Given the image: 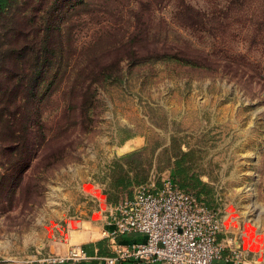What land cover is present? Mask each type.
Wrapping results in <instances>:
<instances>
[{
  "label": "rangeland",
  "instance_id": "obj_1",
  "mask_svg": "<svg viewBox=\"0 0 264 264\" xmlns=\"http://www.w3.org/2000/svg\"><path fill=\"white\" fill-rule=\"evenodd\" d=\"M11 1L0 16V258L39 260L79 244L73 232L92 229L110 206L109 165L137 145L128 162L157 188L170 156L191 149L192 168L211 187L204 201L242 246L264 254V0H149L143 21L159 41L185 43L215 63L123 60L119 80L105 82L90 59L116 61V52L100 51L132 30L137 1L146 0L105 14L117 27L94 44L96 20L83 4L59 0L49 17L42 3L31 23L42 0ZM38 18L61 25V43L57 30L47 42L44 30L33 35ZM81 80L92 85L79 95L88 101L71 103Z\"/></svg>",
  "mask_w": 264,
  "mask_h": 264
},
{
  "label": "built area",
  "instance_id": "obj_2",
  "mask_svg": "<svg viewBox=\"0 0 264 264\" xmlns=\"http://www.w3.org/2000/svg\"><path fill=\"white\" fill-rule=\"evenodd\" d=\"M151 176L135 185L108 208L112 228L102 231L108 238L112 256L105 264L131 259L134 264H213L223 257L218 211L207 206L198 192H187L171 178L156 187ZM134 235L140 239L122 242L118 238ZM86 258L79 244L64 254H51L37 260L56 264Z\"/></svg>",
  "mask_w": 264,
  "mask_h": 264
},
{
  "label": "trees",
  "instance_id": "obj_3",
  "mask_svg": "<svg viewBox=\"0 0 264 264\" xmlns=\"http://www.w3.org/2000/svg\"><path fill=\"white\" fill-rule=\"evenodd\" d=\"M42 1L41 3L37 2V4L34 5L32 10L33 15L29 22L32 23L34 21L33 19L38 17V12H40V9L42 8V3L43 5L46 3L45 10H43L44 14H49L50 17L51 14L53 15L51 11L54 10L57 2L69 0H47V2L46 0ZM129 1L131 2V0H127L126 2L128 3L125 5L123 4L124 0H75L72 7L83 4L84 7H87L86 11L89 12L91 19L96 20L92 21L90 34L91 41L94 44V42L98 43L102 39V36L105 32L117 27L116 24L118 22L116 20L115 22L113 20L111 21V19L107 18L105 14L112 13V17L116 16L122 11L124 6L128 5L129 7ZM148 1L149 0L137 1L134 17L135 25L133 26L132 30L127 32L128 28H125L118 41H116L112 46L107 45L109 47H105V50L101 49L102 51L100 52H104L107 55L111 54L112 51L116 52L118 56L116 61H102L100 60L101 58H98V55L96 54H93L91 57L90 60L92 66L97 67L96 74L99 75L98 78L102 79L101 81H118L120 78L119 73H121L122 70L121 67H119V64L123 60H127L128 66L143 65L149 62L153 63L155 61H171L192 67L207 68L211 64L215 63L209 59L208 53L186 45L185 43H173L168 42L165 39L159 41V38H157L154 32H152V30L149 29V27H147L143 21L144 5ZM233 1L236 2L239 0ZM11 6V0H0V16H2ZM76 15L78 16L79 12H77ZM40 18L43 19L41 16ZM40 18H38L39 25L37 29L31 30V32L33 31V35H35L37 31L44 30L42 41L47 42L49 40V32H54L57 30L58 41L61 43L63 37L61 25L57 26L52 24L49 18L43 21L44 26H42V21ZM21 32L23 33V31ZM31 32H26V34H30ZM28 47H30L29 50L32 52L34 51L32 45H28ZM25 50L26 48L24 46L20 47L19 53L21 56L25 54ZM42 62L45 61L42 60ZM91 86V84H85V81L81 80L80 86L74 91V95L72 99H70V102L76 103L78 100H80V103H82L88 101L87 97L79 98V95L84 92L83 88L87 89ZM139 153L140 150H134L119 155L114 160H112L111 164L109 165L107 188L105 190V195L108 201L116 202L123 193L130 195L132 188L135 185L145 183L148 180L149 173H147V170L140 166L138 161L136 162V159L135 164H133V162H128V160L132 161V158ZM192 156L193 151L191 149L184 151L178 148L177 152L172 154L168 160V165L171 170L170 178L175 185L187 192L198 191L202 195V201L207 206L211 207V205L206 203L203 198V196H212L210 191L211 187L207 182H204L201 175L192 168Z\"/></svg>",
  "mask_w": 264,
  "mask_h": 264
},
{
  "label": "crops",
  "instance_id": "obj_4",
  "mask_svg": "<svg viewBox=\"0 0 264 264\" xmlns=\"http://www.w3.org/2000/svg\"><path fill=\"white\" fill-rule=\"evenodd\" d=\"M137 138L138 137L136 136L127 137L126 141L136 140ZM131 145H136V144H131ZM137 148H139V145L135 146L132 149L125 150L122 153L125 154L134 151ZM167 173L168 174L165 177L168 176L170 177L171 170L169 169ZM123 194H127V193H123ZM123 194H121V196ZM116 202H111L110 205ZM218 216L221 226V231L218 234V242L222 243L224 248L222 249L223 257L213 260V264H264V254L262 252L255 251L254 249L252 250V248L250 249V247L249 248L245 247L246 243H244L243 244L244 246H242L237 236V230L235 228H229V224L227 221L226 222L225 220L221 221L219 213ZM99 218H100L99 222L95 223L94 226L93 225L90 226L92 229L88 228L89 225L88 227L84 225L83 228L85 229V231H82L83 228L77 231L75 230L72 234V238L69 237L71 239L70 243H72L73 241L72 239H77L78 237L79 240L77 242L79 243L82 250L85 252L86 258L78 261L68 260L56 264H105L104 258L108 256H112L113 252L108 246V238L105 235H102L101 232L103 230L104 231L111 230L112 225H111V219L108 215V211H106L105 215H101ZM76 225H78V223L73 224V226ZM85 226L87 227V229L85 228ZM70 235L71 234H69V236ZM118 239L122 242H129L133 239H140V237L134 235H126L123 237H119ZM68 247L66 251L68 250ZM62 249L65 248L63 247ZM0 264H40V263L37 262L36 258L27 259L24 261H16V260H9L6 258H0ZM115 264H134V262L131 259H127V260L117 261Z\"/></svg>",
  "mask_w": 264,
  "mask_h": 264
},
{
  "label": "water",
  "instance_id": "obj_5",
  "mask_svg": "<svg viewBox=\"0 0 264 264\" xmlns=\"http://www.w3.org/2000/svg\"><path fill=\"white\" fill-rule=\"evenodd\" d=\"M123 153L122 152H118V155H122Z\"/></svg>",
  "mask_w": 264,
  "mask_h": 264
}]
</instances>
